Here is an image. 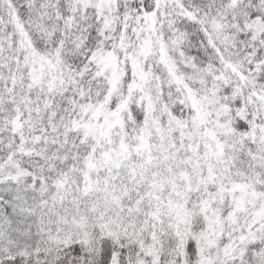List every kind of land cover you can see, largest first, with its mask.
Masks as SVG:
<instances>
[{
  "label": "snow or ice",
  "instance_id": "obj_1",
  "mask_svg": "<svg viewBox=\"0 0 264 264\" xmlns=\"http://www.w3.org/2000/svg\"><path fill=\"white\" fill-rule=\"evenodd\" d=\"M0 264H264V0H0Z\"/></svg>",
  "mask_w": 264,
  "mask_h": 264
}]
</instances>
